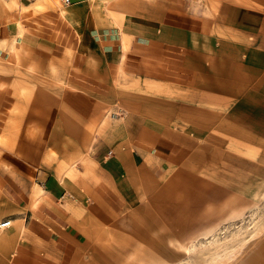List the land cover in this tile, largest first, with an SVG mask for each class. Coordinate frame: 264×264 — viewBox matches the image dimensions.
I'll return each instance as SVG.
<instances>
[{
	"label": "crops",
	"instance_id": "obj_1",
	"mask_svg": "<svg viewBox=\"0 0 264 264\" xmlns=\"http://www.w3.org/2000/svg\"><path fill=\"white\" fill-rule=\"evenodd\" d=\"M0 133V264H87L264 134V0H0Z\"/></svg>",
	"mask_w": 264,
	"mask_h": 264
},
{
	"label": "rangeland",
	"instance_id": "obj_2",
	"mask_svg": "<svg viewBox=\"0 0 264 264\" xmlns=\"http://www.w3.org/2000/svg\"><path fill=\"white\" fill-rule=\"evenodd\" d=\"M111 115L104 117L114 120ZM33 130L27 128V135ZM91 140L90 133L88 144ZM254 141L249 144L253 148L225 151L217 182H177L152 212L126 213V235L112 231L102 237L100 242L108 244L87 264H222L244 243L264 238V134H256ZM230 212L234 215L228 218ZM214 226L213 232L199 236ZM179 244L188 251L183 253Z\"/></svg>",
	"mask_w": 264,
	"mask_h": 264
},
{
	"label": "bare ground",
	"instance_id": "obj_3",
	"mask_svg": "<svg viewBox=\"0 0 264 264\" xmlns=\"http://www.w3.org/2000/svg\"><path fill=\"white\" fill-rule=\"evenodd\" d=\"M233 215H234V213L230 212V214L228 215L229 216L228 218H231ZM215 229H216V226L211 227L207 231H205L204 233H200L199 236H206L209 233L213 232ZM260 235H259V237H260ZM262 236L264 237V234ZM247 244H248V242L244 243L243 245L238 247L235 251L233 250L234 248L231 249L234 252L232 253V255L230 253L231 256L228 257V259L224 260L222 264H264V238H262V239L259 238L258 240H256L255 244L253 243L254 245L248 246ZM178 249H180L183 253H186L189 248H187V246H185L184 244H182V245L179 244ZM228 256H229V254H228ZM220 259H222V258H220ZM227 260H229V261H227ZM217 264H219V263H217Z\"/></svg>",
	"mask_w": 264,
	"mask_h": 264
},
{
	"label": "built area",
	"instance_id": "obj_4",
	"mask_svg": "<svg viewBox=\"0 0 264 264\" xmlns=\"http://www.w3.org/2000/svg\"><path fill=\"white\" fill-rule=\"evenodd\" d=\"M64 4H68L69 0H62ZM10 226V222L9 221H5L3 223H0V229H6Z\"/></svg>",
	"mask_w": 264,
	"mask_h": 264
}]
</instances>
